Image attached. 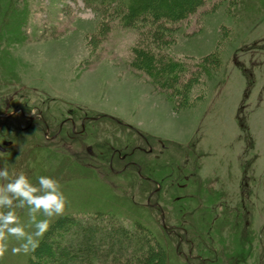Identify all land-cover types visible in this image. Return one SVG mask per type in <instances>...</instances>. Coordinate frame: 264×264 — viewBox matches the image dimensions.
Here are the masks:
<instances>
[{"label": "rangeland", "instance_id": "374dc122", "mask_svg": "<svg viewBox=\"0 0 264 264\" xmlns=\"http://www.w3.org/2000/svg\"><path fill=\"white\" fill-rule=\"evenodd\" d=\"M123 10L0 0V167L60 182L50 227L72 213L139 221L158 246L131 264H264V0H204L176 21L126 23ZM143 44L180 64L177 84L135 66Z\"/></svg>", "mask_w": 264, "mask_h": 264}, {"label": "trees", "instance_id": "16d2710c", "mask_svg": "<svg viewBox=\"0 0 264 264\" xmlns=\"http://www.w3.org/2000/svg\"><path fill=\"white\" fill-rule=\"evenodd\" d=\"M93 0H88L91 2ZM119 3L123 7L126 23L149 16L153 21H176L190 15L204 0H101ZM134 64L150 75L154 83L163 88L177 84L181 77L180 64L174 60L156 59L151 44L134 49ZM113 213V212H112ZM91 213L97 220L108 222L84 223L77 215L65 214L58 218L30 255L29 264H131L145 250L158 246L154 241H142V224L134 222L129 229L120 222L116 213ZM90 214V213H89ZM108 215V216H107ZM136 231H135V230ZM134 237L135 247L128 242ZM163 248L158 250L162 251ZM148 251V250H147ZM160 253V252H159ZM155 252L154 256L160 255Z\"/></svg>", "mask_w": 264, "mask_h": 264}, {"label": "clouds", "instance_id": "9594fccd", "mask_svg": "<svg viewBox=\"0 0 264 264\" xmlns=\"http://www.w3.org/2000/svg\"><path fill=\"white\" fill-rule=\"evenodd\" d=\"M9 177L8 167H0V178L6 181L0 185V257L9 250L13 254L34 252L49 230L48 218L62 215L67 204L60 182L51 176L41 175L36 183L23 173ZM14 201L19 208H26L27 224L21 223ZM41 213L45 218H38ZM10 237L21 243L10 248Z\"/></svg>", "mask_w": 264, "mask_h": 264}, {"label": "water", "instance_id": "95a60500", "mask_svg": "<svg viewBox=\"0 0 264 264\" xmlns=\"http://www.w3.org/2000/svg\"><path fill=\"white\" fill-rule=\"evenodd\" d=\"M7 144H10V142H7Z\"/></svg>", "mask_w": 264, "mask_h": 264}, {"label": "flooded vegetation", "instance_id": "af4514ba", "mask_svg": "<svg viewBox=\"0 0 264 264\" xmlns=\"http://www.w3.org/2000/svg\"><path fill=\"white\" fill-rule=\"evenodd\" d=\"M33 120V119H32Z\"/></svg>", "mask_w": 264, "mask_h": 264}]
</instances>
